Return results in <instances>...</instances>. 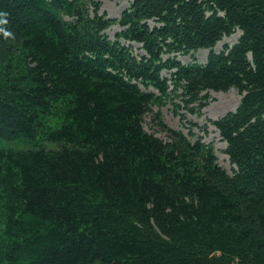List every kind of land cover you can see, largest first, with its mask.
<instances>
[{
  "label": "trees",
  "instance_id": "trees-1",
  "mask_svg": "<svg viewBox=\"0 0 264 264\" xmlns=\"http://www.w3.org/2000/svg\"><path fill=\"white\" fill-rule=\"evenodd\" d=\"M103 1L0 0V264H264V0Z\"/></svg>",
  "mask_w": 264,
  "mask_h": 264
},
{
  "label": "rangeland",
  "instance_id": "rangeland-1",
  "mask_svg": "<svg viewBox=\"0 0 264 264\" xmlns=\"http://www.w3.org/2000/svg\"><path fill=\"white\" fill-rule=\"evenodd\" d=\"M131 0H104L102 10L106 11L110 16H119L123 9L129 6ZM120 29V26L114 24L107 31L113 37L115 33ZM240 35V31H236L231 36L225 37L220 41L216 49H221L225 43H234L237 41ZM209 49H200L197 51L196 56L200 61H205L208 56ZM184 61L190 60L189 56H181ZM242 95L236 88H232L228 91H210V97L208 105L203 109L201 115H196L180 108V112L186 116L185 120H181L180 115L175 114L172 103H168L165 106L159 108L154 106V110H161L163 120L171 127L181 129L185 134L189 135L190 129L196 133L193 139L197 137H203L206 142H212L216 147L217 154L219 156V162L229 171H233V165L230 162L229 156L225 153L227 143L222 139L218 129L212 123V120L224 115L228 111L234 110L240 103ZM154 111L148 112L145 116L144 127L151 133L160 136L163 139H167V133L163 131L154 120ZM195 123V124H194ZM190 136V135H189ZM192 137V136H190ZM12 145H19L18 142H10Z\"/></svg>",
  "mask_w": 264,
  "mask_h": 264
},
{
  "label": "clouds",
  "instance_id": "clouds-1",
  "mask_svg": "<svg viewBox=\"0 0 264 264\" xmlns=\"http://www.w3.org/2000/svg\"><path fill=\"white\" fill-rule=\"evenodd\" d=\"M5 23V21H0V24Z\"/></svg>",
  "mask_w": 264,
  "mask_h": 264
}]
</instances>
